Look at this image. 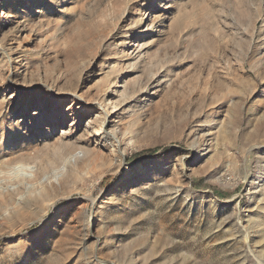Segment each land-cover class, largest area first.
Here are the masks:
<instances>
[{"label": "rangeland", "instance_id": "374dc122", "mask_svg": "<svg viewBox=\"0 0 264 264\" xmlns=\"http://www.w3.org/2000/svg\"><path fill=\"white\" fill-rule=\"evenodd\" d=\"M0 264H264V0H0Z\"/></svg>", "mask_w": 264, "mask_h": 264}, {"label": "bare ground", "instance_id": "6f19581e", "mask_svg": "<svg viewBox=\"0 0 264 264\" xmlns=\"http://www.w3.org/2000/svg\"><path fill=\"white\" fill-rule=\"evenodd\" d=\"M88 156V155H87ZM83 157V156H82ZM85 157V156H84ZM95 160V159H94ZM93 161V160H92ZM36 182V181H35ZM32 183L29 187H22V190H33V191H38L37 192V194H38V196L37 197H35L34 198V200H32V203L33 204H37V200H41V202L43 201V199L46 197V196H48V193H47V191H45V190H41V189H39L38 190V181L36 182V183ZM263 183V182H262ZM261 184V183H260ZM259 184V186L257 185L256 186V189H258L259 190V188L261 187V185ZM258 190H256V191H258ZM49 192V191H48ZM261 192V191H260ZM255 193V192H254ZM32 194V193H31ZM262 196V195H261ZM46 200V199H45ZM39 201H38V203H39ZM47 205H49V204H47ZM51 205V204H50ZM38 206V205H37ZM40 207V206H39ZM37 209H38V207H36Z\"/></svg>", "mask_w": 264, "mask_h": 264}, {"label": "trees", "instance_id": "16d2710c", "mask_svg": "<svg viewBox=\"0 0 264 264\" xmlns=\"http://www.w3.org/2000/svg\"><path fill=\"white\" fill-rule=\"evenodd\" d=\"M108 178H110V177H105V178H103L102 180H101V184H104L107 180H108Z\"/></svg>", "mask_w": 264, "mask_h": 264}]
</instances>
